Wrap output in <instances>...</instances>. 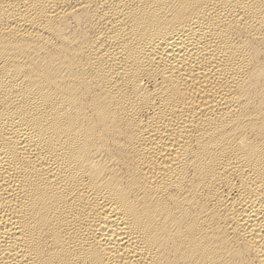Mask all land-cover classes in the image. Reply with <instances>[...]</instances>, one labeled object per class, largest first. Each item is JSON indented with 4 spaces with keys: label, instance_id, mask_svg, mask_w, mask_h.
<instances>
[{
    "label": "bare ground",
    "instance_id": "1",
    "mask_svg": "<svg viewBox=\"0 0 264 264\" xmlns=\"http://www.w3.org/2000/svg\"><path fill=\"white\" fill-rule=\"evenodd\" d=\"M0 264H264V0H0Z\"/></svg>",
    "mask_w": 264,
    "mask_h": 264
}]
</instances>
